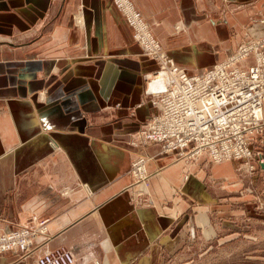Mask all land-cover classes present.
I'll list each match as a JSON object with an SVG mask.
<instances>
[{
  "label": "crops",
  "instance_id": "0c3cea01",
  "mask_svg": "<svg viewBox=\"0 0 264 264\" xmlns=\"http://www.w3.org/2000/svg\"><path fill=\"white\" fill-rule=\"evenodd\" d=\"M134 1L191 73L264 34L250 21L264 0ZM156 65L113 0H0V229L33 212L51 217L26 258L0 253V264H34L57 245L75 264H165L167 248L193 244L201 229L209 237L211 210L234 209L226 202L238 197L223 192L264 171L148 142L143 74ZM140 154L149 156L141 183L130 172Z\"/></svg>",
  "mask_w": 264,
  "mask_h": 264
},
{
  "label": "built area",
  "instance_id": "2783aa9c",
  "mask_svg": "<svg viewBox=\"0 0 264 264\" xmlns=\"http://www.w3.org/2000/svg\"><path fill=\"white\" fill-rule=\"evenodd\" d=\"M113 2L132 28L134 40L157 64L143 74L152 106L141 132L145 139L181 158L195 160L206 152L216 161L243 162L250 170L264 163V34L244 37L224 59L191 73L163 47L134 0ZM257 22L264 30V15ZM148 158L140 154L132 162L131 174L139 183L149 175ZM50 220L49 215L32 213L19 227L0 229V253L26 258L33 238L48 231ZM76 261L71 247L57 245L45 249L34 264Z\"/></svg>",
  "mask_w": 264,
  "mask_h": 264
},
{
  "label": "rangeland",
  "instance_id": "374dc122",
  "mask_svg": "<svg viewBox=\"0 0 264 264\" xmlns=\"http://www.w3.org/2000/svg\"><path fill=\"white\" fill-rule=\"evenodd\" d=\"M258 14L261 13H253L250 21L257 22L262 16ZM143 83L145 89V78ZM133 160L134 158L130 172ZM239 168L246 174L256 173L261 169H258L256 164V169L250 170L243 162ZM257 174L258 176L252 178L242 189L230 188L228 195H223L224 192L221 194L222 197L237 196L238 199L227 202L219 200L220 206L225 202L232 203L233 210L214 209L209 212V237L206 238L201 229L197 232L193 244H187L178 250L175 247L167 248L164 250L167 256L165 264H264V171ZM208 184L211 189L214 188V182L209 181ZM239 197L247 200L239 201ZM147 198L148 194L146 200Z\"/></svg>",
  "mask_w": 264,
  "mask_h": 264
},
{
  "label": "bare ground",
  "instance_id": "6f19581e",
  "mask_svg": "<svg viewBox=\"0 0 264 264\" xmlns=\"http://www.w3.org/2000/svg\"><path fill=\"white\" fill-rule=\"evenodd\" d=\"M187 180V179H186Z\"/></svg>",
  "mask_w": 264,
  "mask_h": 264
}]
</instances>
